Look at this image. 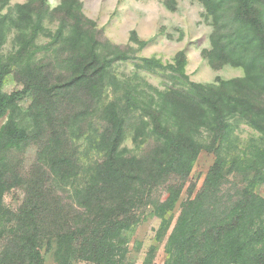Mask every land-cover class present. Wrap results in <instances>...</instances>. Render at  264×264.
<instances>
[{"label": "trees", "instance_id": "1", "mask_svg": "<svg viewBox=\"0 0 264 264\" xmlns=\"http://www.w3.org/2000/svg\"><path fill=\"white\" fill-rule=\"evenodd\" d=\"M201 1L213 17L208 62L239 66L242 76L194 82L184 72L182 51L163 64L101 42L80 0H60L50 11L45 0H0V119L6 117L0 127V220L21 233L1 251L0 264L43 263V238L53 230L46 184L76 177L80 162L71 133L97 112L100 128L90 129L88 140L99 158L75 192L85 214L78 222L73 218L70 228L61 227L73 231L56 234V253L120 263L125 250L116 241L123 243L124 231L136 222L139 189L173 180L167 199L155 208L161 218L157 237H164L172 221L164 215L178 200L197 155L207 151L213 163L201 188L192 196L189 186L180 203L165 264H264V198L255 191L264 182V0ZM48 12L57 18L54 30L45 25ZM11 31L15 51L4 59L1 50ZM42 37L47 41L40 44ZM130 41L145 45L134 31ZM37 52L52 55L50 69ZM129 59L135 69L116 73L115 64ZM12 66L23 88L6 93L2 81ZM141 70L161 72L167 82L153 85ZM27 92L31 103L20 113L17 100ZM69 101L78 109L71 110ZM242 125L249 129L245 137ZM126 133L132 148L122 145ZM29 141L38 144L36 162L46 168L36 165L24 180L17 152ZM229 174L242 182L233 193L223 192ZM18 184L25 185L24 199L12 211L2 196ZM62 211L57 209L61 222Z\"/></svg>", "mask_w": 264, "mask_h": 264}, {"label": "rangeland", "instance_id": "2", "mask_svg": "<svg viewBox=\"0 0 264 264\" xmlns=\"http://www.w3.org/2000/svg\"><path fill=\"white\" fill-rule=\"evenodd\" d=\"M27 0H8L9 5L23 3ZM49 11L57 6L60 0H45ZM83 14L95 23L96 36L101 42H109L119 49L126 51L135 57H155L163 64L173 62L178 51L185 55L184 72L189 80L200 83H213L216 79L227 80L243 75V70L239 66L221 64L213 66L207 58L205 51L211 49V35L214 32L213 17L203 5L201 0H80ZM57 18L49 12L45 17V25L54 30ZM134 31L140 41L145 45L138 48V44L130 41L131 32ZM47 38L42 37L41 42H46ZM15 51L13 43V32L7 34V39L2 47L4 59ZM37 57H44L45 64L50 69V58L52 55L37 52ZM47 56V57H45ZM135 60L129 59L115 64L116 73L128 74L135 69ZM56 71V70H55ZM141 74L153 85L162 87L166 83V77L161 72L140 71ZM23 88L19 69L12 66L2 81L1 89L6 93L19 91ZM32 95L27 92L17 100L20 113H25L31 103ZM68 102L64 104L67 106ZM69 108L76 110L75 104L69 101ZM69 111V110H65ZM72 114V111H71ZM99 113L93 117L84 119L81 123V130L72 131L71 138L75 144V158L80 162L75 168L76 177H71L68 181H48V200H50V214L53 221V230H48L42 242L44 259L42 264H95L86 261L73 254L63 251L56 253L58 240L56 234H62L73 230H61V227L70 228L84 215L85 209L78 204L75 197L76 190L82 188V183L86 178L85 173L89 171L88 165L98 160L99 153L95 147L89 144V133L91 130L100 128ZM28 120V119H27ZM91 120L87 124V121ZM6 121V117L0 119V127ZM28 124V121H26ZM69 131L71 129L67 127ZM249 129L242 125L239 132L241 137H245ZM129 133L123 141V146L132 148L133 144ZM77 145V146H76ZM39 146L34 141H29L21 152L18 153V172L22 179L29 178L31 173H35V167L46 166L37 160ZM214 156L207 151H201L192 164L186 183L181 190L178 200L173 209L165 213L164 217H171L172 221L165 236L158 238L161 230V218L157 214L156 207L167 199L171 190L173 180H165L158 183L152 190L149 188L139 189L140 203L134 209L136 222L129 230L124 231L121 236L123 243H117V248L125 250L124 258L118 264H165L167 254L165 246L167 236L171 231L180 211V203L188 193V187H193L192 196L201 188L209 167L213 163ZM40 171V170H38ZM42 171V170H41ZM37 172V171H36ZM223 185V192H234L236 183L240 184L241 178L229 174ZM235 185V187H234ZM24 186L18 184L2 196L3 206L12 211H16L24 199ZM256 193L264 198V182L255 188ZM63 209L62 216L66 218L61 222L57 217V209ZM66 222V224H65ZM61 224V226H60ZM77 224V223H76ZM14 224L0 220V253L8 247L10 241L16 240L20 236V230H9ZM50 238V241H47ZM120 261L119 257H116Z\"/></svg>", "mask_w": 264, "mask_h": 264}]
</instances>
